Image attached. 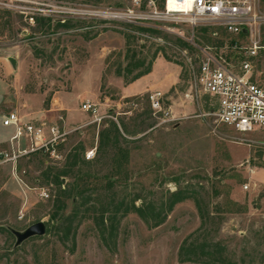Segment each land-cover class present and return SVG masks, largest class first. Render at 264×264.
Segmentation results:
<instances>
[{
	"label": "rangeland",
	"instance_id": "obj_1",
	"mask_svg": "<svg viewBox=\"0 0 264 264\" xmlns=\"http://www.w3.org/2000/svg\"><path fill=\"white\" fill-rule=\"evenodd\" d=\"M3 2L0 128L9 110L4 102L29 100L37 106L42 94L46 106L61 92L68 109L64 128L70 132L60 147V160L44 154L24 155L16 162L0 159V264H206L189 247L205 242L223 244L236 264H264V185L256 186L250 177V168L264 167V134L243 135L219 124L214 116L205 115L212 106L208 95L191 97L192 70L181 50L188 49L191 55L195 50L191 45L185 48L176 33L182 29L188 36L189 27L152 21L161 28L151 32L130 25L120 14L137 8L134 0ZM262 35L264 40V28ZM196 41L228 42L231 47L236 38L220 40L197 30ZM154 55L150 74L129 87L133 82L126 80L144 67L131 73L127 67L143 58L147 64ZM238 57L239 53L227 55L233 62ZM11 58L16 60L15 68ZM147 86L151 89L141 92ZM154 90L163 92L164 106L174 119L154 115L147 99ZM85 101L96 103L105 118L94 121L81 108ZM107 119L126 125L128 132L123 135L131 153L113 186L107 178L111 151L97 149L98 133L108 127ZM80 146L84 152L96 150L91 163L63 177L67 185L79 173L87 196L76 213L75 233L65 237L62 228L52 227L58 188L44 173L50 167L62 168L70 151ZM0 151L12 154L5 143H0ZM177 189L188 190L192 197L176 204L158 226L134 212L122 215L133 201L159 206ZM44 190L48 197L41 195ZM112 200V209L124 201L117 213L116 236L108 231L103 235L97 219L102 206ZM67 201L69 214L73 206ZM38 221L51 227L50 232L16 246L10 229L24 230Z\"/></svg>",
	"mask_w": 264,
	"mask_h": 264
},
{
	"label": "built area",
	"instance_id": "obj_2",
	"mask_svg": "<svg viewBox=\"0 0 264 264\" xmlns=\"http://www.w3.org/2000/svg\"><path fill=\"white\" fill-rule=\"evenodd\" d=\"M3 1L0 0V5H5ZM134 2L137 8L120 14L130 25L160 29L161 27L152 21H164L189 27L188 36L182 29H178L176 33L195 50L192 55L188 49L181 52L192 70L191 97L198 100L200 93L210 97L212 106L205 115L214 116L219 124L243 135L264 134L262 0H162L161 5L157 0ZM197 30L208 31L212 38L220 40L231 36L236 38V42H232L231 47L228 42L222 43L223 45L200 44L196 41ZM224 47L230 50H224ZM236 53H239L237 62L227 58L228 54ZM147 99L154 115H159L167 121L174 119L171 111L164 106L162 91L150 92ZM81 108L91 113L94 121L100 122L105 118L99 115L96 103L85 101ZM63 122V115L53 121L48 118L26 121L17 111L8 112L3 116L2 124L14 128L11 139L26 138L29 144L26 149L16 152L12 150L10 156L0 151V159L6 157L5 160L16 162L21 156L43 150L49 152L52 158L60 160L62 154L57 150V145L63 142L70 132L64 128ZM95 150L93 147L85 152L87 160L95 156ZM248 187V184L244 185L245 189ZM41 195L49 196L45 190Z\"/></svg>",
	"mask_w": 264,
	"mask_h": 264
},
{
	"label": "trees",
	"instance_id": "obj_3",
	"mask_svg": "<svg viewBox=\"0 0 264 264\" xmlns=\"http://www.w3.org/2000/svg\"><path fill=\"white\" fill-rule=\"evenodd\" d=\"M162 1V0H161ZM161 5V3H160ZM139 29L144 31L158 32L156 29L139 27ZM180 43L187 48H190V45L187 42L180 40ZM155 55L148 61L146 64V58L137 60L134 64H130L127 67V72L131 73L135 68L144 67V69L138 71L131 79L126 80V83H132L139 79L140 77L147 75L152 71V65L155 60ZM120 75L121 72H119ZM112 114V113H111ZM113 118V116H112ZM108 127L99 131V145L97 146L98 152H109L110 159L112 161V170L107 176L109 185L113 186L116 182L118 175L122 170L127 166L130 161L131 153L129 147L126 143L129 141L123 133L127 134L128 129L123 122L117 123L116 120L107 119ZM122 129V130H121ZM63 142H60L57 145V150L61 153L60 147ZM44 154L49 156V152H44L39 150L36 152L26 154ZM25 155V156H26ZM51 156V155H50ZM63 158V155H62ZM66 162L62 168L54 170V168H48L44 173L49 180L57 186L58 193L54 198V211L51 214V221L55 228H62L64 230V236L68 237L70 233H75L77 225L74 226L76 220V213L80 205H84L87 201L86 199V184L82 181L83 178L78 173L74 175L73 182L65 185L63 177L70 175L71 172L75 171V168L81 164H89L91 160L85 158L84 148L82 146L74 148L70 151L68 156L65 158ZM191 194L188 190L177 189L173 192H170L165 200H163L160 205L153 203L143 202L141 205H136L135 201L131 204L125 206L122 215H127L128 213L134 212L140 218H142L147 223H150L151 220H155L152 223V226H158L162 224L167 214L172 211L176 204L183 202L184 200L191 198ZM81 198L82 201L79 202L78 199ZM68 199L71 200L73 206V211L69 214H66V210L69 206ZM114 200L107 203L106 207L104 205L101 208V213L97 219L99 220V225L101 232L105 235V231H108L111 236H116L117 227L120 217L117 216V213L122 209L124 201H119L114 206L115 208H110L111 205H114ZM51 227L47 229V232H50ZM190 251L195 255L196 259L205 262L206 264H236L233 262L225 253L226 247L220 242H205L203 244H191ZM185 250L184 246L182 251ZM186 259H184L185 261Z\"/></svg>",
	"mask_w": 264,
	"mask_h": 264
},
{
	"label": "crops",
	"instance_id": "obj_4",
	"mask_svg": "<svg viewBox=\"0 0 264 264\" xmlns=\"http://www.w3.org/2000/svg\"><path fill=\"white\" fill-rule=\"evenodd\" d=\"M150 74V73H148ZM147 74V75H148ZM147 75H144L134 81L132 84L129 85L131 87L136 82L144 79L147 77ZM151 87L147 86L143 91H148ZM140 92V93H141ZM62 94L61 92H56L50 101V105H44L45 104V97L42 94H38L40 99L38 100V105H34L36 103L30 104L29 100H27L25 103L21 101H7V104L4 102L2 105H4L7 109H9L6 113L10 111H17L20 116H22L26 121L28 120H35V119H42V118H48L50 120H55L59 115H63L64 117V126L65 128L68 125V122L66 118H68V109L66 108L65 103L61 100L59 95ZM136 95V94H133ZM132 96V95H129ZM5 113V114H6ZM3 114V113H1ZM2 116V115H1ZM0 116V117H1ZM4 116V115H3ZM52 118V119H51ZM0 129V143H5L8 145V147L11 150H14L15 152L17 150H23L28 147V140L26 138H20L19 140H12V136L14 135V129H9L7 127H2ZM250 177L251 180L256 184V186L264 185V167L255 165L253 168H250Z\"/></svg>",
	"mask_w": 264,
	"mask_h": 264
},
{
	"label": "water",
	"instance_id": "obj_5",
	"mask_svg": "<svg viewBox=\"0 0 264 264\" xmlns=\"http://www.w3.org/2000/svg\"><path fill=\"white\" fill-rule=\"evenodd\" d=\"M244 32L246 31L245 29L243 30ZM11 63L13 67H16V60L14 58H11ZM10 231L14 234L16 237V242L15 245L19 246L21 245L24 241H26L29 238L35 237V236H43L47 232V226L44 221H38L30 226H28L24 230H16L11 228Z\"/></svg>",
	"mask_w": 264,
	"mask_h": 264
}]
</instances>
